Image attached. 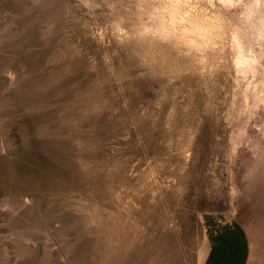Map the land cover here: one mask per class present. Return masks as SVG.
I'll use <instances>...</instances> for the list:
<instances>
[{
  "label": "rangeland",
  "instance_id": "rangeland-1",
  "mask_svg": "<svg viewBox=\"0 0 264 264\" xmlns=\"http://www.w3.org/2000/svg\"><path fill=\"white\" fill-rule=\"evenodd\" d=\"M218 1L0 0V264H202L207 212L264 264V0Z\"/></svg>",
  "mask_w": 264,
  "mask_h": 264
},
{
  "label": "crops",
  "instance_id": "crops-1",
  "mask_svg": "<svg viewBox=\"0 0 264 264\" xmlns=\"http://www.w3.org/2000/svg\"><path fill=\"white\" fill-rule=\"evenodd\" d=\"M206 254L202 264H247L249 240L243 226L221 213L207 212L201 218Z\"/></svg>",
  "mask_w": 264,
  "mask_h": 264
},
{
  "label": "bare ground",
  "instance_id": "bare-ground-1",
  "mask_svg": "<svg viewBox=\"0 0 264 264\" xmlns=\"http://www.w3.org/2000/svg\"><path fill=\"white\" fill-rule=\"evenodd\" d=\"M217 1V0H216ZM235 0H221L220 2H227V3H229V2H234ZM259 1V0H258ZM219 2V1H218ZM219 2V3H220ZM236 3V2H235ZM225 4V3H224ZM258 4V3H257ZM178 11V10H177ZM187 14V13H186ZM189 15V14H188ZM187 20V22H188V28L187 29H184L185 30V32H188V31H193V32H195V33H198V34H203V35H206V34H208V32L207 31H203L204 29H203V27L204 26H202L203 24H200L201 22L200 21H198L197 19H195V18H187L186 19ZM178 25V24H177ZM206 26V25H205ZM209 27V26H208ZM169 29H170V27H169ZM183 29V28H182ZM217 29V28H216ZM168 29H166V31H167ZM171 30H174V29H171ZM183 30V31H184ZM215 30V29H214ZM166 33V32H165ZM181 34V33H180ZM191 35V34H190ZM165 36V35H164ZM182 36V35H181ZM211 36H212V34H211ZM217 36V35H216ZM166 37V36H165ZM185 37H187V36H185ZM237 37V36H236ZM201 38V37H200ZM195 39V38H194ZM178 40H180V39H178ZM197 40V39H196ZM237 40V39H236ZM235 40V41H236ZM181 41V40H180ZM190 41V40H189ZM197 41H200V40H197ZM179 42V41H178ZM196 42V41H195ZM204 42V41H203ZM208 43V42H207ZM235 43V42H234ZM191 44V43H190ZM199 44V43H198ZM204 44V43H203ZM239 44H240V42H239ZM239 44H237V46H240ZM187 45H189V44H187ZM207 45V44H206ZM200 46V45H199ZM196 46H194V48H195ZM241 47V46H240ZM240 47H239V49H240ZM188 49V48H187ZM238 49V50H239ZM242 49V48H241ZM189 50V49H188ZM203 50V49H202ZM241 51V50H240ZM240 54H242V52H239ZM239 53H237L236 52V54H238V56H239ZM242 56V55H241ZM241 56H239V57H241ZM236 58V57H235ZM238 59V58H237ZM245 59V58H244ZM243 58H242V60H243V62L244 61H247V60H244ZM240 61V60H239ZM248 61H250V60H248ZM236 63H237V60H236ZM242 63V61L240 62V64ZM245 63V62H244ZM238 64H239V62H238ZM239 64V65H240ZM248 65L250 64L249 62L247 63ZM242 65H243V63H242ZM244 66V65H243ZM241 68V67H240ZM249 68V67H248ZM245 69H247L246 67H245Z\"/></svg>",
  "mask_w": 264,
  "mask_h": 264
}]
</instances>
